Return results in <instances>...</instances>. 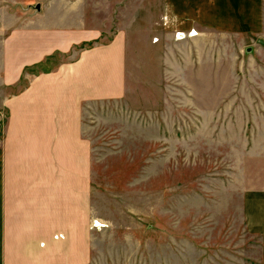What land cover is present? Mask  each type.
Wrapping results in <instances>:
<instances>
[{
  "label": "rangeland",
  "instance_id": "rangeland-1",
  "mask_svg": "<svg viewBox=\"0 0 264 264\" xmlns=\"http://www.w3.org/2000/svg\"><path fill=\"white\" fill-rule=\"evenodd\" d=\"M84 1L0 0V207L5 142L46 105L58 119L45 131H59L67 66L93 44L58 47L73 29H105L106 43L124 31L125 94L84 99L68 125L90 142L89 264H242L243 249L264 264V0L245 28L174 31L177 43L160 0H87L71 18Z\"/></svg>",
  "mask_w": 264,
  "mask_h": 264
},
{
  "label": "crops",
  "instance_id": "crops-1",
  "mask_svg": "<svg viewBox=\"0 0 264 264\" xmlns=\"http://www.w3.org/2000/svg\"><path fill=\"white\" fill-rule=\"evenodd\" d=\"M91 4L85 0L84 7H73L78 14L74 13L71 18H85L86 11H93ZM114 7L113 4L110 8L115 11ZM132 7L137 6L132 4ZM250 7L252 0H160L156 5L161 12L160 23L173 29L169 32L173 43L185 38L176 39L174 31L187 36L189 31L197 29L245 28L250 22ZM136 12L137 8L132 9L133 14ZM87 18L90 21L89 14ZM90 22L94 24L97 20ZM105 32L92 27L80 32L73 29L64 48L58 47L70 52L76 45L93 44L82 49L78 60L67 66V97L62 103L67 113L62 117L59 131H45L44 124H57L58 119L56 115L53 121L54 105H46L45 115L34 119L33 131L12 133L7 139L9 144L5 142L8 147L3 148L1 187L7 192L0 207V264L90 263V142L73 125L72 130L68 125L80 122L84 99H117L126 92V33L118 32L107 43L94 42ZM37 125L41 128L37 129ZM43 156L49 162H44ZM60 156L68 160L65 162L69 163V169L67 165H60L59 161H64ZM69 157L74 158L72 163ZM62 188L66 189H63L64 206H60L62 198H59ZM251 219L255 216L250 213L246 218L248 232ZM60 233L66 237L53 239ZM246 251L245 255L243 249L241 257L235 259L250 264L249 250ZM227 256L234 259L233 254Z\"/></svg>",
  "mask_w": 264,
  "mask_h": 264
},
{
  "label": "built area",
  "instance_id": "built-area-1",
  "mask_svg": "<svg viewBox=\"0 0 264 264\" xmlns=\"http://www.w3.org/2000/svg\"><path fill=\"white\" fill-rule=\"evenodd\" d=\"M181 34H182L181 32L176 33L177 36H180Z\"/></svg>",
  "mask_w": 264,
  "mask_h": 264
}]
</instances>
